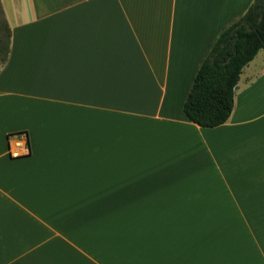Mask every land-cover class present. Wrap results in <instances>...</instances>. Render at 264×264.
<instances>
[{"label": "crops", "instance_id": "obj_1", "mask_svg": "<svg viewBox=\"0 0 264 264\" xmlns=\"http://www.w3.org/2000/svg\"><path fill=\"white\" fill-rule=\"evenodd\" d=\"M251 1L0 0V264H264V49L182 110Z\"/></svg>", "mask_w": 264, "mask_h": 264}, {"label": "trees", "instance_id": "obj_2", "mask_svg": "<svg viewBox=\"0 0 264 264\" xmlns=\"http://www.w3.org/2000/svg\"><path fill=\"white\" fill-rule=\"evenodd\" d=\"M264 49V0H252L223 28L195 71L182 110L192 122L216 125L228 117L242 66Z\"/></svg>", "mask_w": 264, "mask_h": 264}, {"label": "built area", "instance_id": "obj_3", "mask_svg": "<svg viewBox=\"0 0 264 264\" xmlns=\"http://www.w3.org/2000/svg\"><path fill=\"white\" fill-rule=\"evenodd\" d=\"M14 145H16V146H18V147H22L23 148V150H27V148H26V145L24 144V140H23V138H21V137H19V136H17L15 139H14ZM12 153H14V154H17V153H19V151H17V150H13V151H11Z\"/></svg>", "mask_w": 264, "mask_h": 264}, {"label": "rangeland", "instance_id": "obj_4", "mask_svg": "<svg viewBox=\"0 0 264 264\" xmlns=\"http://www.w3.org/2000/svg\"><path fill=\"white\" fill-rule=\"evenodd\" d=\"M5 39V31H4V27L1 23V19H0V40L1 42H3Z\"/></svg>", "mask_w": 264, "mask_h": 264}]
</instances>
